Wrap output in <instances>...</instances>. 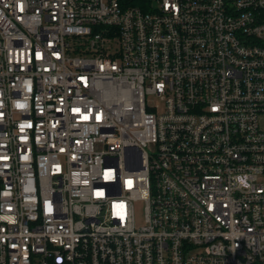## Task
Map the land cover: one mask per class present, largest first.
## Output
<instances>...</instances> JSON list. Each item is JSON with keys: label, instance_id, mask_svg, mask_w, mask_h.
<instances>
[{"label": "built area", "instance_id": "obj_1", "mask_svg": "<svg viewBox=\"0 0 264 264\" xmlns=\"http://www.w3.org/2000/svg\"><path fill=\"white\" fill-rule=\"evenodd\" d=\"M150 4L0 0V264H264V0Z\"/></svg>", "mask_w": 264, "mask_h": 264}, {"label": "trees", "instance_id": "obj_2", "mask_svg": "<svg viewBox=\"0 0 264 264\" xmlns=\"http://www.w3.org/2000/svg\"><path fill=\"white\" fill-rule=\"evenodd\" d=\"M152 0H122V3L126 6H137L142 10H149Z\"/></svg>", "mask_w": 264, "mask_h": 264}, {"label": "rangeland", "instance_id": "obj_3", "mask_svg": "<svg viewBox=\"0 0 264 264\" xmlns=\"http://www.w3.org/2000/svg\"><path fill=\"white\" fill-rule=\"evenodd\" d=\"M158 107H161V105L158 103ZM262 123H264V119H261ZM142 205L140 203H137L135 205V218L137 223L142 222Z\"/></svg>", "mask_w": 264, "mask_h": 264}]
</instances>
